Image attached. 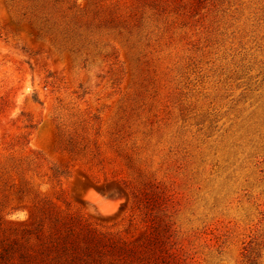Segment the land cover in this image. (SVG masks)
Returning <instances> with one entry per match:
<instances>
[{"label": "rangeland", "instance_id": "374dc122", "mask_svg": "<svg viewBox=\"0 0 264 264\" xmlns=\"http://www.w3.org/2000/svg\"><path fill=\"white\" fill-rule=\"evenodd\" d=\"M0 264H264V0H0Z\"/></svg>", "mask_w": 264, "mask_h": 264}, {"label": "bare ground", "instance_id": "6f19581e", "mask_svg": "<svg viewBox=\"0 0 264 264\" xmlns=\"http://www.w3.org/2000/svg\"><path fill=\"white\" fill-rule=\"evenodd\" d=\"M98 201V200H97ZM96 201V202H97ZM99 202V201H98ZM100 206V208H101V210H103V211H107L108 209H107V207H105V206H103V205H99Z\"/></svg>", "mask_w": 264, "mask_h": 264}]
</instances>
